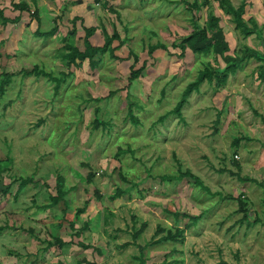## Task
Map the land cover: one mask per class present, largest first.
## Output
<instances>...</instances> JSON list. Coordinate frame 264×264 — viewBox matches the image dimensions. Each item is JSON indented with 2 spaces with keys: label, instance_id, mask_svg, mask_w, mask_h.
Here are the masks:
<instances>
[{
  "label": "rangeland",
  "instance_id": "rangeland-1",
  "mask_svg": "<svg viewBox=\"0 0 264 264\" xmlns=\"http://www.w3.org/2000/svg\"><path fill=\"white\" fill-rule=\"evenodd\" d=\"M191 1L29 0L20 20L0 22V71L11 73L0 90V264H81L76 260L84 258L139 264L140 251L143 264H264L263 63L243 57L224 81L201 82L181 115L159 118L200 69L225 65L213 51L186 47L178 55L177 43L194 20L207 25L209 13L218 15L229 35L228 53L238 57L245 47L262 49L256 22L262 14L245 18L258 26L256 36H246L218 0L196 11ZM4 15L15 11L6 8ZM55 23L50 36L34 33ZM89 25L96 27L93 44L101 45L114 28L127 40L114 39L116 56L103 52L95 67L87 58L68 62L66 44L82 50ZM156 41L167 49L149 52ZM35 64L62 78L57 91L54 80L24 73ZM142 64L130 79V65ZM185 169L207 188L178 178ZM59 174L68 192L47 206ZM24 177L30 180L18 189ZM117 188L123 191L112 198ZM237 195L246 209H239ZM174 210L187 213L175 216ZM200 212L191 223L189 214ZM73 218L76 228L87 223L79 234L68 224ZM178 227H184L180 236L157 242ZM55 236L69 242L45 246Z\"/></svg>",
  "mask_w": 264,
  "mask_h": 264
},
{
  "label": "trees",
  "instance_id": "trees-1",
  "mask_svg": "<svg viewBox=\"0 0 264 264\" xmlns=\"http://www.w3.org/2000/svg\"><path fill=\"white\" fill-rule=\"evenodd\" d=\"M207 0H201L200 2H197L196 0H193L191 2H188V4L196 11L201 8ZM219 5L221 8L224 10L225 13L230 14L231 21L234 23V27L240 30L243 34L249 35L251 33L256 32L257 26L256 25H248L247 21L243 17V12H244V2L240 3L238 6H235L231 3L230 0H218ZM11 4L9 5H0V22L2 24H6L8 21H18L21 19V13L24 11V9L29 8V3L27 0H17V1H10ZM6 8H11L12 11H15L14 17H8L4 15V10ZM38 7H35L33 10H31V14L36 18L38 24L40 23V17L38 14ZM195 19V17H194ZM220 17L216 14L209 13L207 15V25H201L194 20V29L190 31L187 35L182 37L180 41L177 43L180 47V54L178 55H183L185 54V49L188 47L191 49L192 52L195 53H207L209 51H213L217 56H220L223 62L225 63L224 66H210L207 65L206 67L200 69L196 75V77L192 80H190L186 86L183 89L182 95L176 102V104L168 111L165 113L161 114L159 116L160 119L165 118L167 113H176L177 115H181V108L184 105V103L187 101V97L193 90H197L199 88V84L203 82L205 79L207 80H216L218 83L221 81H224L228 71H234L237 67V64L242 61L243 57L253 55L256 58H258L264 66V50L262 52L245 47L243 48V55H240L237 57V55H232L228 53V50L231 48L230 42H229V35L225 33L223 26L220 24ZM58 28V24L55 23V25H52L51 28L47 30H41L39 27H37L34 31L36 35L40 36H50L52 35ZM84 29V36H83V49L79 50L78 47H76L73 44L67 43L66 46L69 48L68 51L63 53L64 58L68 62H73L76 60V58L79 59H88V63L91 67H95L97 62L99 61L98 56L101 55L103 52L108 51L109 54L112 56H116L114 54V47L112 46V41L114 39H118L120 43H123L127 40V37H121L117 29H113L111 33H108L105 35L104 41L101 45H96L93 44L91 41V36L94 33L96 27L94 25H89V26H83ZM70 32V31H69ZM175 44V43H173ZM157 48H164L167 49V45L161 41H156L155 43H151L148 45V51L153 52ZM143 64L139 67H133V65H130V74L129 78H136L143 69ZM34 73L36 75H42L46 76L52 80L55 81L54 89L57 91L60 82L62 81V78L59 77L58 75H54L51 71L43 69L41 66L38 64H35L30 71H24V73ZM62 74H66L63 73ZM4 75V76H3ZM262 77L264 74H261ZM11 73H8L7 71H0V90H3L4 85L9 82L10 80ZM129 113L132 115V119L137 122L136 117L133 116L131 107L128 109ZM235 140H237L235 138ZM179 175L178 178L182 177H189V179L194 180L196 184H199L205 188H207L205 185L202 184L200 179L193 175L189 169H185L184 171H178ZM91 175V174H90ZM162 178H165V175H160ZM250 178V177H247ZM63 177L59 174L56 177V189L57 192L55 194H50L49 195V202L46 203L47 206H52L55 203H57L60 200H63V195L68 192V189L64 187V182H63ZM173 179V178H171ZM30 180L29 177H24L20 178L18 182V189L22 188L28 181ZM170 180V179H169ZM259 184L262 186V191H263V200H264V183L259 182ZM123 189L117 188L116 189V194H112V198L117 197ZM238 204H239V209H246L245 207L248 205L240 195H237L236 197ZM83 210H85V204L83 206H79L75 210V218L79 217V213H81ZM203 212V211H202ZM202 212L200 213H191L189 214V218L191 223H195V221L201 216ZM174 215L179 216V214H186L187 212L185 211H179V210H174ZM245 214V212H244ZM75 218L69 220L68 224L72 228L75 229V234H79L81 230L85 229L87 227V223L84 220L83 224L81 227L76 228L75 227ZM190 224V223H189ZM187 224L184 226L185 228L189 225ZM184 227H178L175 231H168L166 234H163L159 236L156 240L157 242L162 241V240H169V239H175L178 236L182 234V231H184ZM135 236V235H134ZM55 239L53 241H46L45 246H50L53 244H56L58 246H63L67 244L69 241L62 239L61 237L55 236ZM78 245L82 246L83 248H88L92 247L95 248L97 251H100L99 247L93 246L92 244L78 240L76 242ZM143 255V252L140 251V253L137 255L138 258V263L143 264L144 263V256L142 259H140ZM140 259V261H139ZM79 263H85V264H92L87 259H81L79 260ZM224 264H228L226 262H223ZM158 264H169V262L166 259H163L160 261Z\"/></svg>",
  "mask_w": 264,
  "mask_h": 264
},
{
  "label": "crops",
  "instance_id": "crops-1",
  "mask_svg": "<svg viewBox=\"0 0 264 264\" xmlns=\"http://www.w3.org/2000/svg\"><path fill=\"white\" fill-rule=\"evenodd\" d=\"M15 1H17V0H15ZM242 2H244V12L242 14L244 19L246 17L251 16V15H255L257 12H258V15L262 14V18L260 20L256 21L258 23L259 27L262 29V35H263L262 38H257L260 41L261 46H262V49L259 51L262 52L264 50V0H242ZM0 5H4V4L0 3ZM250 9H252L251 12H250ZM245 14H247V16H245ZM40 23H41V20H40ZM257 28H258V26H257ZM253 35L256 36L255 32L253 33ZM246 36H248V35H246ZM253 47H255V46L253 45ZM79 260H81V259H77L76 261L79 262ZM81 264H83V263H81Z\"/></svg>",
  "mask_w": 264,
  "mask_h": 264
}]
</instances>
